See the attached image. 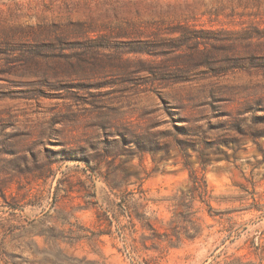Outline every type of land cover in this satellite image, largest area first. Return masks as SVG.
Here are the masks:
<instances>
[{
    "label": "rangeland",
    "instance_id": "374dc122",
    "mask_svg": "<svg viewBox=\"0 0 264 264\" xmlns=\"http://www.w3.org/2000/svg\"><path fill=\"white\" fill-rule=\"evenodd\" d=\"M0 264H264V0H0Z\"/></svg>",
    "mask_w": 264,
    "mask_h": 264
}]
</instances>
